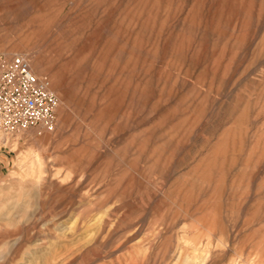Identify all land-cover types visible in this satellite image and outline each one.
I'll list each match as a JSON object with an SVG mask.
<instances>
[{"label": "rangeland", "instance_id": "1", "mask_svg": "<svg viewBox=\"0 0 264 264\" xmlns=\"http://www.w3.org/2000/svg\"><path fill=\"white\" fill-rule=\"evenodd\" d=\"M13 55L58 107L0 146V264H264V0H0Z\"/></svg>", "mask_w": 264, "mask_h": 264}, {"label": "built area", "instance_id": "2", "mask_svg": "<svg viewBox=\"0 0 264 264\" xmlns=\"http://www.w3.org/2000/svg\"><path fill=\"white\" fill-rule=\"evenodd\" d=\"M58 97L22 55L0 56V146L12 135L35 127L52 130Z\"/></svg>", "mask_w": 264, "mask_h": 264}, {"label": "crops", "instance_id": "3", "mask_svg": "<svg viewBox=\"0 0 264 264\" xmlns=\"http://www.w3.org/2000/svg\"><path fill=\"white\" fill-rule=\"evenodd\" d=\"M6 166V157L3 149L0 148V171Z\"/></svg>", "mask_w": 264, "mask_h": 264}, {"label": "bare ground", "instance_id": "4", "mask_svg": "<svg viewBox=\"0 0 264 264\" xmlns=\"http://www.w3.org/2000/svg\"><path fill=\"white\" fill-rule=\"evenodd\" d=\"M26 58V57H25ZM27 59V58H26ZM28 60V59H27ZM29 61V60H28ZM29 64H30V67H31V70L33 71V69H32V66H31V63H30V61H29ZM34 72V71H33ZM35 73V72H34ZM37 76H39L37 73H35ZM39 77H41V76H39ZM49 88H50V86H49ZM51 89V88H50ZM52 90V89H51ZM53 91V90H52ZM26 131V130H25ZM20 132H18L17 133V135L19 134Z\"/></svg>", "mask_w": 264, "mask_h": 264}]
</instances>
